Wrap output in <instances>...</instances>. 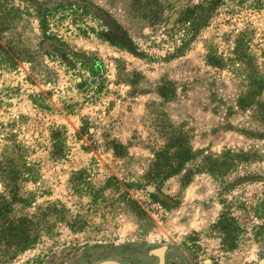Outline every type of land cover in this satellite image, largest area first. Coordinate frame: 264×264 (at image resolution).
I'll list each match as a JSON object with an SVG mask.
<instances>
[{
    "label": "rangeland",
    "instance_id": "1",
    "mask_svg": "<svg viewBox=\"0 0 264 264\" xmlns=\"http://www.w3.org/2000/svg\"><path fill=\"white\" fill-rule=\"evenodd\" d=\"M103 211L137 228L86 231ZM171 243L264 264V0H0V264Z\"/></svg>",
    "mask_w": 264,
    "mask_h": 264
},
{
    "label": "crops",
    "instance_id": "2",
    "mask_svg": "<svg viewBox=\"0 0 264 264\" xmlns=\"http://www.w3.org/2000/svg\"><path fill=\"white\" fill-rule=\"evenodd\" d=\"M131 141H132V139H131L129 134H126V135L120 134L119 135V143H118V145L125 152L126 151L128 152V149H130V145H132ZM106 151H107L106 152L107 155H109L110 158H112L115 163H121V162L124 161V159L119 158L120 156L115 154V152H114V150L112 148L111 149L108 148V149H106ZM117 179H116V181L118 182V185H120L119 188H121L122 192L124 190H128V189H125V185H121L120 183H122V182L123 183H129V184L133 183V181H128V179H125V178L122 179L121 176L119 178H117ZM121 180H123V181H121ZM113 183H112V180H110L109 183H108V180H107L103 184H101V186L106 187V186H108V184L111 185ZM145 187H146V190H147L148 186H145ZM123 193H125V192H123ZM125 194L127 196V193H125ZM123 203H125V202H123ZM123 203H122V205H123ZM107 215L108 214L104 213V211L103 212L93 213L91 219L87 220V223L89 225H86L88 227V228H86V231H88V232H97V233H101L99 231H103V233L105 234V237H106V241L117 242V241L121 240L120 238L122 236H125V235H128V234L130 235L131 232L135 231V228H137L136 224H134V226H130L131 222L129 223V222L126 221L127 220L126 219L127 216L125 214H122L121 216L119 215L120 219H117V218L113 217L114 218L113 222H110V220H109V218L110 219L112 218L111 213L108 216ZM108 220H109V222H108V224H106V222ZM90 221H92V222H90ZM152 252L157 254V255H159L161 258H163L162 260H163V263H165V264H167L166 263L167 261L165 260L166 258L167 259L169 258L171 260L172 257H176L177 256L181 260L183 259L182 255L178 254V250L175 248V245L173 243H171V245H157V244H153L151 249L149 250V254L148 255H149L150 258L155 259V258L151 257L150 253H152ZM111 260L112 261H116L117 263L119 262L116 259H109V258L104 259L103 262L108 263Z\"/></svg>",
    "mask_w": 264,
    "mask_h": 264
},
{
    "label": "trees",
    "instance_id": "3",
    "mask_svg": "<svg viewBox=\"0 0 264 264\" xmlns=\"http://www.w3.org/2000/svg\"><path fill=\"white\" fill-rule=\"evenodd\" d=\"M112 41H113V43H117V44H120V41H117V39H114V38H112ZM186 44V43H185ZM121 46H123L122 44H121ZM137 48V47H136ZM138 49V48H137ZM180 53V52H179ZM179 53L178 52H176L175 54H172L171 56L172 57H177V56H180L179 55ZM138 55L139 56H141V57H145L146 56V54H145V52L144 51H139L138 52ZM169 57V56H168ZM171 147V146H170ZM170 147L169 146H166L165 147V153H169V151H170ZM184 148V150L185 151H187V153H191V150L189 149V148H187V147H183ZM179 158V157H178ZM177 157H174V159H175V161H176V168L178 167V166H181L182 165V162H183V160H179ZM110 262V263H109ZM108 263H106V262H102V263H98V264H119V263H117L116 261H109Z\"/></svg>",
    "mask_w": 264,
    "mask_h": 264
},
{
    "label": "flooded vegetation",
    "instance_id": "4",
    "mask_svg": "<svg viewBox=\"0 0 264 264\" xmlns=\"http://www.w3.org/2000/svg\"><path fill=\"white\" fill-rule=\"evenodd\" d=\"M151 257L155 258L157 260V264H165L163 263V258H161L159 255L155 254V253H150ZM171 260L175 263V264H181V259L179 257H172Z\"/></svg>",
    "mask_w": 264,
    "mask_h": 264
},
{
    "label": "water",
    "instance_id": "5",
    "mask_svg": "<svg viewBox=\"0 0 264 264\" xmlns=\"http://www.w3.org/2000/svg\"><path fill=\"white\" fill-rule=\"evenodd\" d=\"M147 190H148V191H153V190H154V187H152V186H148V187H147Z\"/></svg>",
    "mask_w": 264,
    "mask_h": 264
}]
</instances>
